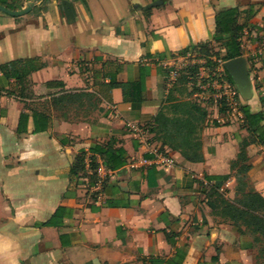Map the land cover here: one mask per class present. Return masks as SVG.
Segmentation results:
<instances>
[{"label":"crops","instance_id":"1","mask_svg":"<svg viewBox=\"0 0 264 264\" xmlns=\"http://www.w3.org/2000/svg\"><path fill=\"white\" fill-rule=\"evenodd\" d=\"M227 7L243 25L246 100L264 112V0H0V65L41 63L23 81L0 70V264H251L249 236L206 196L233 193L243 116L214 108L200 160L126 125H153L181 52L224 54L213 36ZM97 146L122 148L123 164ZM246 154L264 196V143Z\"/></svg>","mask_w":264,"mask_h":264},{"label":"trees","instance_id":"2","mask_svg":"<svg viewBox=\"0 0 264 264\" xmlns=\"http://www.w3.org/2000/svg\"><path fill=\"white\" fill-rule=\"evenodd\" d=\"M3 1V0H2ZM238 7L218 8L215 15L216 30L214 33V40L219 42L224 48V54L221 56L217 50L218 55L222 60H228L236 56L242 55L241 48V35L243 25L238 22ZM203 49L209 51V43H202L198 45ZM197 47V46H194ZM212 47V46H211ZM190 49V48H188ZM184 50L182 53H184ZM211 51V50H210ZM41 66V63L36 62L35 59H12L7 63L0 65V70L7 76L14 77L19 81L24 78L34 69ZM223 71L227 80L234 84L231 76L226 69ZM239 95V94H237ZM240 99V98H239ZM196 109V108H195ZM199 110V108H197ZM220 111L221 108L219 109ZM239 110L243 114V126L248 131V139L241 142V146L237 157L230 162V168L234 171L235 186L233 193L235 196L232 198L224 197L217 184H212L207 190L206 196L211 201L212 212L215 215H223L230 218V222L236 226L240 233H248L242 230L240 223H244L253 232L259 234L264 245V196L258 192L251 182L247 179V171L251 164L248 162L246 154V146L253 142L254 144L264 143V112L262 110L252 111L250 108L249 100L242 101L239 104ZM200 111L201 108H200ZM205 112H201L204 115ZM202 119H194L191 115L184 118L176 119L172 122L173 128H167L168 118L161 110L153 122L151 131H154L163 141L175 149H179L181 153L190 160H200L202 158L201 140L199 136V129L201 128ZM164 134V135H162ZM185 136L187 143L183 144L175 140L176 136ZM93 151H97L104 155L105 163L111 168H115L123 164L122 156L124 151L122 148L113 149L111 147H94ZM119 158L118 160H116ZM79 168H83V156L79 158ZM92 169L96 168V164L92 161L90 164ZM73 172L77 173V168H73ZM208 180H223L228 175H206Z\"/></svg>","mask_w":264,"mask_h":264},{"label":"rangeland","instance_id":"3","mask_svg":"<svg viewBox=\"0 0 264 264\" xmlns=\"http://www.w3.org/2000/svg\"><path fill=\"white\" fill-rule=\"evenodd\" d=\"M209 48V51L200 46L187 49L186 52L189 51L190 54L185 55L171 69L173 76L168 80L167 96L162 108L168 118L167 128L172 129L173 121L189 115L194 119L203 118L202 124H205L206 120L212 118L211 114L215 107L221 108L222 112L226 113L230 111L228 104L230 100L236 102L238 108L239 104L246 100L237 95L239 90L236 84L227 80L223 71V60L216 55L215 46ZM200 108L205 112L204 115H201ZM175 140L183 144L187 143V138L183 135L176 136ZM221 192L224 197L233 199L235 196L226 187ZM218 216L230 221L227 216L221 214ZM240 226L249 236L251 264H264V245L261 236L242 222Z\"/></svg>","mask_w":264,"mask_h":264},{"label":"water","instance_id":"4","mask_svg":"<svg viewBox=\"0 0 264 264\" xmlns=\"http://www.w3.org/2000/svg\"><path fill=\"white\" fill-rule=\"evenodd\" d=\"M223 67L236 84L241 98H250L252 96V86L249 78L246 58L242 55L230 58L223 62Z\"/></svg>","mask_w":264,"mask_h":264},{"label":"built area","instance_id":"5","mask_svg":"<svg viewBox=\"0 0 264 264\" xmlns=\"http://www.w3.org/2000/svg\"><path fill=\"white\" fill-rule=\"evenodd\" d=\"M189 54H190L189 51H188V52L185 51L184 53L181 54V59H182L183 57H185V55H189ZM181 59H180V60H181ZM172 76H173V72H172V70H171V71L169 72V74H168V80H169L170 77H172ZM228 104H229V110H230V111H228V112H229L230 114L235 113V114L238 115V116L240 115L241 118H242L243 114H242V112L239 110V108H238L236 102H233L232 100H230V101L228 102ZM126 125H127L129 128H131L134 132L139 133V134H141V135H145L146 133L148 134L150 128L152 127L151 124H149V125H141V124H137V123H134V122H127ZM154 152H155V153L158 152L156 148H154Z\"/></svg>","mask_w":264,"mask_h":264}]
</instances>
